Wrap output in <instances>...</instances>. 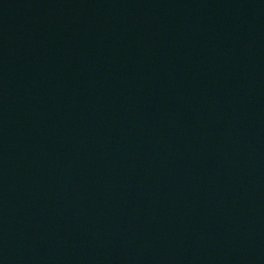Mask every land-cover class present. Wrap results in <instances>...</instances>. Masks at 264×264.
I'll list each match as a JSON object with an SVG mask.
<instances>
[{
	"label": "water",
	"instance_id": "95a60500",
	"mask_svg": "<svg viewBox=\"0 0 264 264\" xmlns=\"http://www.w3.org/2000/svg\"><path fill=\"white\" fill-rule=\"evenodd\" d=\"M204 53L264 96V0H145Z\"/></svg>",
	"mask_w": 264,
	"mask_h": 264
}]
</instances>
